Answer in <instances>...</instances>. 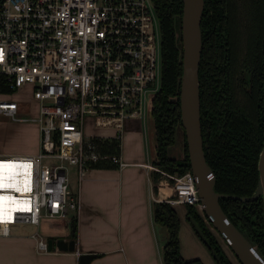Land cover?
<instances>
[{"label":"built area","instance_id":"built-area-1","mask_svg":"<svg viewBox=\"0 0 264 264\" xmlns=\"http://www.w3.org/2000/svg\"><path fill=\"white\" fill-rule=\"evenodd\" d=\"M163 43L154 0H0V89L31 91L39 114L19 118L16 98L0 100V113L37 122L42 132L39 153L0 157V167L17 164L21 180L19 189L0 184V196H13L22 206L13 219L1 218L11 210L0 207V236L17 222L40 225L43 216L66 219L79 209L66 162L78 166L81 179L101 161L128 165L122 153H103L96 141L120 140L123 150L150 94L154 105L163 84ZM150 169L174 189L168 203L195 206L205 215L192 170L180 175ZM38 249L48 252V242L41 238Z\"/></svg>","mask_w":264,"mask_h":264},{"label":"trees","instance_id":"trees-1","mask_svg":"<svg viewBox=\"0 0 264 264\" xmlns=\"http://www.w3.org/2000/svg\"><path fill=\"white\" fill-rule=\"evenodd\" d=\"M154 2L164 35L163 84L153 108L157 136L154 165L165 172L183 175L191 170L181 116L184 2ZM205 2L200 84L207 160L217 177L218 192L251 197L259 185V159L264 147V0ZM180 137H183L185 150L184 155L177 158L173 156V149ZM96 143L103 153L118 156L122 153L120 140H97ZM92 165L119 167L111 161ZM161 177L160 173H155V179ZM221 205L234 224L264 255L262 198L250 202L222 198ZM187 207L188 216L199 222L213 250L205 246L212 255L213 251L219 254L217 263L234 264L200 211L195 206ZM155 221L168 230L164 264H205L201 259L187 260L182 255L181 220L172 204L155 203ZM75 230L77 232V220Z\"/></svg>","mask_w":264,"mask_h":264},{"label":"crops","instance_id":"crops-1","mask_svg":"<svg viewBox=\"0 0 264 264\" xmlns=\"http://www.w3.org/2000/svg\"><path fill=\"white\" fill-rule=\"evenodd\" d=\"M0 92L11 93L6 89H0ZM23 94H31V102L35 104L33 110L38 116L39 105L31 91L23 90L16 95ZM20 99L19 114L23 110V98ZM26 127L22 137L29 141L31 148L11 151L0 147V157L40 152V125ZM122 159L128 163L125 168L95 165L87 168L80 190L75 194L79 209L71 210L73 213H69L68 218H48L45 222L43 216L40 225H34L38 226L36 232L19 230L13 234L11 230L10 234L0 236V264H80V255L84 253L98 254L90 264H164L166 241L158 232L155 203L167 202L174 189L163 184L162 177L155 179L156 171L150 169L154 161H147L142 123L129 126L123 141ZM174 207L181 220L180 240L184 258L218 264L189 221L188 207H182V213L177 205ZM41 238L48 244L51 240L55 243L60 239L66 242L75 240L76 249L61 251L55 245L48 252L40 251L38 242Z\"/></svg>","mask_w":264,"mask_h":264},{"label":"water","instance_id":"water-1","mask_svg":"<svg viewBox=\"0 0 264 264\" xmlns=\"http://www.w3.org/2000/svg\"><path fill=\"white\" fill-rule=\"evenodd\" d=\"M183 2L182 42L184 71L181 90V116L187 138L191 170L196 177L203 211L242 264H264V255L260 252L258 246L234 224L221 205L222 198H234L243 202L262 198L264 203V147L259 159L260 181L253 196L240 197L222 194L217 191V177L208 163L205 151L201 114L202 20L206 2L205 0H183ZM188 219L202 242L213 250L211 242L199 222L193 216H188ZM55 245L61 251H74L76 249L75 240L66 242L60 239L56 243L51 240L49 249H54ZM213 256L216 260H219V254L216 251H213ZM97 257L98 254L95 253L81 254L80 264H90Z\"/></svg>","mask_w":264,"mask_h":264},{"label":"rangeland","instance_id":"rangeland-1","mask_svg":"<svg viewBox=\"0 0 264 264\" xmlns=\"http://www.w3.org/2000/svg\"><path fill=\"white\" fill-rule=\"evenodd\" d=\"M15 93V92H14ZM1 93L0 92V100L5 99V98H16L19 99L20 97L23 98V103H21L23 110H21L20 114L18 115L19 118H35L36 114L34 113L35 111L33 110L34 105L31 102V94L28 95H21L17 96L16 93ZM21 101V99H20ZM142 118V134L144 136V146L147 154V161L153 162L157 151H156V144H157V136H156V128H155V122H154V115H153V104H152V97L150 94V97H148L147 104H146V109L144 111V115L141 117ZM37 123H34L32 121L29 122H16L14 121L11 117L5 116L3 114H0V147H4L7 150L11 151H22L26 150L30 147L29 141L26 140L25 137H22L23 134H25V131L27 130L26 126H31L34 125L36 126ZM91 131L93 133H96L97 130L92 129V126H90ZM183 137H180L178 140V144L176 147L173 149V156L174 157H181L184 155V143H183ZM46 163H57L60 162L59 159H53L45 160ZM67 170H68V175H69V180H70V191L72 194H78L81 186V177L79 174V168L76 165H71L68 162H66ZM71 197V196H70ZM187 206V205H185ZM177 205L178 210L182 213V207H185ZM73 211L70 212L72 215ZM200 214H202L203 218L206 220L207 224L213 231V233L216 235V237L219 239L222 247L226 251L227 255L231 259V261L234 264H241L238 258L235 256V254L231 251V249L228 247L222 236L217 232L216 229H214L210 222L208 221L207 217L203 214L202 211H200ZM49 220L48 218L44 217V220ZM54 222H56L54 220ZM44 225H47L43 223ZM38 226H34L29 223H21L17 222L15 224L11 225V230L13 234L17 231H26V232H36ZM161 230V231H160ZM158 232L161 233V237L165 239L167 242L168 239V230L166 227L159 226L158 227ZM162 238L160 239L162 241ZM209 250V249H208ZM216 260V259H215Z\"/></svg>","mask_w":264,"mask_h":264},{"label":"bare ground","instance_id":"bare-ground-1","mask_svg":"<svg viewBox=\"0 0 264 264\" xmlns=\"http://www.w3.org/2000/svg\"><path fill=\"white\" fill-rule=\"evenodd\" d=\"M17 164H9V163H2L0 167V184L1 187L4 190H7V188H14L19 189L21 188V180L18 179L16 174L18 173ZM13 202L14 205L11 206V203ZM16 198L13 196L10 197V199L5 196L4 192L0 196V207L3 208L5 206L10 207V212H4L1 215V218H7V219H13L14 216V210L17 208H22V206L19 205ZM10 203V204H9Z\"/></svg>","mask_w":264,"mask_h":264},{"label":"flooded vegetation","instance_id":"flooded-vegetation-1","mask_svg":"<svg viewBox=\"0 0 264 264\" xmlns=\"http://www.w3.org/2000/svg\"><path fill=\"white\" fill-rule=\"evenodd\" d=\"M163 29V28H162ZM164 36V35H163ZM163 50H164V43H163ZM163 77H164V75H163Z\"/></svg>","mask_w":264,"mask_h":264}]
</instances>
